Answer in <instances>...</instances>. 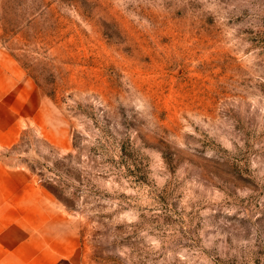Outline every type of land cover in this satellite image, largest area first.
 Returning <instances> with one entry per match:
<instances>
[{"label": "rangeland", "instance_id": "374dc122", "mask_svg": "<svg viewBox=\"0 0 264 264\" xmlns=\"http://www.w3.org/2000/svg\"><path fill=\"white\" fill-rule=\"evenodd\" d=\"M0 56L78 264H264V0H0Z\"/></svg>", "mask_w": 264, "mask_h": 264}, {"label": "crops", "instance_id": "0c3cea01", "mask_svg": "<svg viewBox=\"0 0 264 264\" xmlns=\"http://www.w3.org/2000/svg\"><path fill=\"white\" fill-rule=\"evenodd\" d=\"M40 118L39 94L15 62L0 56V154ZM78 250L67 212L28 169L0 157V264H78Z\"/></svg>", "mask_w": 264, "mask_h": 264}]
</instances>
